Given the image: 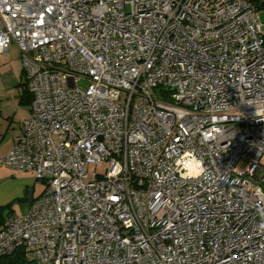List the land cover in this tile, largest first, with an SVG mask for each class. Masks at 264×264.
<instances>
[{"label": "built area", "instance_id": "2783aa9c", "mask_svg": "<svg viewBox=\"0 0 264 264\" xmlns=\"http://www.w3.org/2000/svg\"><path fill=\"white\" fill-rule=\"evenodd\" d=\"M258 11L264 0H0V54L17 47L31 95L0 164L43 186L0 224V257L264 264Z\"/></svg>", "mask_w": 264, "mask_h": 264}, {"label": "crops", "instance_id": "0c3cea01", "mask_svg": "<svg viewBox=\"0 0 264 264\" xmlns=\"http://www.w3.org/2000/svg\"><path fill=\"white\" fill-rule=\"evenodd\" d=\"M23 78L20 52L9 44L0 54V157L13 146L29 112L28 99L19 86ZM42 188L30 172L0 164V205L11 203V211L24 214ZM16 200H22V204H16Z\"/></svg>", "mask_w": 264, "mask_h": 264}, {"label": "trees", "instance_id": "16d2710c", "mask_svg": "<svg viewBox=\"0 0 264 264\" xmlns=\"http://www.w3.org/2000/svg\"><path fill=\"white\" fill-rule=\"evenodd\" d=\"M19 86L22 87V91L26 94L27 101L30 103L31 95L29 94L26 81L23 80L19 83ZM11 203H7L5 205H0V224L3 223V220L6 215L11 213L10 208ZM0 264H31L24 256L23 249L19 248L13 251L8 255H4L0 257Z\"/></svg>", "mask_w": 264, "mask_h": 264}, {"label": "rangeland", "instance_id": "374dc122", "mask_svg": "<svg viewBox=\"0 0 264 264\" xmlns=\"http://www.w3.org/2000/svg\"><path fill=\"white\" fill-rule=\"evenodd\" d=\"M257 14H258V16H259L260 21L263 22V24H262V29H264V12H263V11H258ZM20 63H21V59H20ZM103 168H104V165H101V166H99V167L96 168V171L100 173V172L103 171ZM87 170H88V172H90V173L93 172V171H94V166H93V165H88ZM31 175H32V173H31ZM32 177H33V175H32ZM21 201H22V200H16L15 202H16V204H22ZM15 202H14V203H15ZM2 205H5V204H2ZM9 209H10V210L13 209L11 205H10V208H9ZM11 213H14V212L11 211ZM14 214H17V213H14ZM24 214H25V213H24Z\"/></svg>", "mask_w": 264, "mask_h": 264}, {"label": "clouds", "instance_id": "9594fccd", "mask_svg": "<svg viewBox=\"0 0 264 264\" xmlns=\"http://www.w3.org/2000/svg\"><path fill=\"white\" fill-rule=\"evenodd\" d=\"M200 168L202 169V163H201V165H200ZM185 171H187V170H185ZM201 174H203L202 171H201ZM188 178H193V175L190 174V175L188 176ZM260 214H261L262 216H264V211H261Z\"/></svg>", "mask_w": 264, "mask_h": 264}]
</instances>
